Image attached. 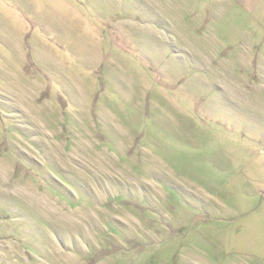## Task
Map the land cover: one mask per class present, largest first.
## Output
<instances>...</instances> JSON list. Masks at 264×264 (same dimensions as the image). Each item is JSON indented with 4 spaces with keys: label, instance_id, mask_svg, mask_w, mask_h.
<instances>
[{
    "label": "rangeland",
    "instance_id": "374dc122",
    "mask_svg": "<svg viewBox=\"0 0 264 264\" xmlns=\"http://www.w3.org/2000/svg\"><path fill=\"white\" fill-rule=\"evenodd\" d=\"M234 7L0 0V264H264Z\"/></svg>",
    "mask_w": 264,
    "mask_h": 264
},
{
    "label": "crops",
    "instance_id": "0c3cea01",
    "mask_svg": "<svg viewBox=\"0 0 264 264\" xmlns=\"http://www.w3.org/2000/svg\"><path fill=\"white\" fill-rule=\"evenodd\" d=\"M165 1L169 0H137V2L144 3L146 5L150 4V6H163ZM232 6H235L239 12L246 16L247 21H244L246 25L257 26V28H261V33L264 34V0H231ZM249 40L257 39L254 42H259L260 38L257 36V30L253 29L247 30ZM261 40H264V36ZM257 47L254 51V54H250L245 51H238L234 56V68L235 70H244L247 69L245 78L242 77V73L237 76V80H234L232 87L236 90L237 94L246 93V101L247 104L262 106L263 114H264V93L260 92V89H256V80L262 77L264 79V47L261 44H255ZM263 48V50L261 49ZM256 69V72H255ZM242 70V71H243ZM240 71V72H242ZM255 91V92H253ZM260 107H256L259 108ZM262 114V115H263ZM254 121L258 122L260 120L259 116L253 118ZM264 122V115H263ZM252 131L250 132L255 137H263L264 138V123L262 125L252 124ZM262 205H263V214H264V190L262 191Z\"/></svg>",
    "mask_w": 264,
    "mask_h": 264
}]
</instances>
